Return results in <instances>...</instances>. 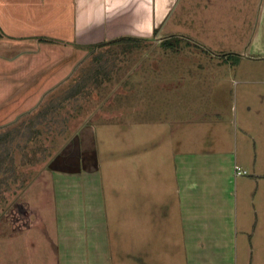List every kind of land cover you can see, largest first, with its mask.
<instances>
[{"label": "rangeland", "instance_id": "obj_1", "mask_svg": "<svg viewBox=\"0 0 264 264\" xmlns=\"http://www.w3.org/2000/svg\"><path fill=\"white\" fill-rule=\"evenodd\" d=\"M140 1L142 23L98 12L86 66L1 135L0 264H173L177 249L264 264L263 3ZM168 119L183 129L176 183L159 173ZM160 197L178 210L162 241Z\"/></svg>", "mask_w": 264, "mask_h": 264}, {"label": "crops", "instance_id": "obj_2", "mask_svg": "<svg viewBox=\"0 0 264 264\" xmlns=\"http://www.w3.org/2000/svg\"><path fill=\"white\" fill-rule=\"evenodd\" d=\"M134 1L98 0L92 3L90 0H0V144L1 135L6 136L9 123L31 116L46 97L53 94L57 87L68 82L82 65L86 66L89 51L86 48H94L92 47L94 42L104 37H100L96 30L87 31L86 25L96 24L98 12L102 16L106 14L107 21L112 17L117 19L120 17L127 21V17H131L133 22L137 20L138 23H142L141 16L147 5L141 1L139 3ZM261 2L264 8V0ZM117 19L116 22H123ZM118 29L112 32L110 29L106 37L110 38L109 36ZM120 36L112 35L111 38H121ZM213 101H216V98ZM170 120L165 122L170 123ZM172 122L169 128L165 124L164 127L168 131L162 132V135L168 134L171 141L166 145L170 150L167 163H163L161 159L163 165L159 173L161 180L176 183L182 166L180 150L183 144V129L180 128V122ZM174 151L176 154H172ZM166 171H169L168 176ZM160 187L161 192L164 187L161 185ZM175 202L162 200L160 203L164 205L166 221L159 229L158 226H154L157 233H153L160 241L167 240L168 232L170 234L173 232V228L168 230L170 221H167L168 216H176L178 213ZM168 206L171 208L170 215L167 214ZM180 208L181 215L184 209L181 206ZM4 212L0 210V217ZM172 220H175V217ZM256 228L259 231L262 225H256ZM147 233V240L144 241L151 243L149 232ZM256 240L258 244L264 243V240H260L259 234ZM211 242L215 244L214 241ZM181 253L182 250H174L173 264H185L186 261L199 264L202 256L198 250H195L194 255L190 253L183 256ZM257 259L261 260L258 254ZM215 260H204V264L215 263ZM151 261L152 259L148 263L152 264Z\"/></svg>", "mask_w": 264, "mask_h": 264}, {"label": "trees", "instance_id": "obj_3", "mask_svg": "<svg viewBox=\"0 0 264 264\" xmlns=\"http://www.w3.org/2000/svg\"><path fill=\"white\" fill-rule=\"evenodd\" d=\"M130 38H124V39H119V40H116L114 42H110V44H120V43H126L129 41ZM132 40V39H131ZM168 45V44H167ZM104 46V45H103ZM21 132V130H19L18 134ZM27 134L25 133L24 136H26ZM15 208L17 207V202H15L13 205H12V208ZM11 212V211H10Z\"/></svg>", "mask_w": 264, "mask_h": 264}, {"label": "flooded vegetation", "instance_id": "obj_4", "mask_svg": "<svg viewBox=\"0 0 264 264\" xmlns=\"http://www.w3.org/2000/svg\"><path fill=\"white\" fill-rule=\"evenodd\" d=\"M162 39H164V40H161V42H162V44L163 45H166L167 46V43H169L168 41H169V39L167 40L166 38H162ZM172 89H174V87L172 88ZM74 135L76 134V132L75 133H73ZM19 201V200H18ZM15 203V202H14ZM13 203V204H14ZM11 208H12V206H11ZM8 213H10L11 214V212H10V210H8V211H6V212H4L2 215H1V217H0V220H1V218L3 217V216H6ZM9 215V214H8ZM1 224V223H0Z\"/></svg>", "mask_w": 264, "mask_h": 264}, {"label": "built area", "instance_id": "obj_5", "mask_svg": "<svg viewBox=\"0 0 264 264\" xmlns=\"http://www.w3.org/2000/svg\"><path fill=\"white\" fill-rule=\"evenodd\" d=\"M236 171L238 174H241V169L238 166H236Z\"/></svg>", "mask_w": 264, "mask_h": 264}]
</instances>
